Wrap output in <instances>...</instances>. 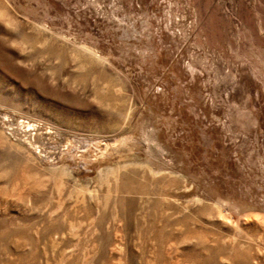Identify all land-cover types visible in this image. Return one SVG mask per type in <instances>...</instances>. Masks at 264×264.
Instances as JSON below:
<instances>
[{
	"label": "rangeland",
	"instance_id": "obj_1",
	"mask_svg": "<svg viewBox=\"0 0 264 264\" xmlns=\"http://www.w3.org/2000/svg\"><path fill=\"white\" fill-rule=\"evenodd\" d=\"M0 264H264V0H0Z\"/></svg>",
	"mask_w": 264,
	"mask_h": 264
},
{
	"label": "bare ground",
	"instance_id": "obj_2",
	"mask_svg": "<svg viewBox=\"0 0 264 264\" xmlns=\"http://www.w3.org/2000/svg\"><path fill=\"white\" fill-rule=\"evenodd\" d=\"M3 122V121H2ZM37 127V126H36ZM51 132V131H50ZM50 133H48V136H49ZM49 138V137H48ZM52 138V137H51ZM69 146V145H68ZM60 149V148H59ZM58 150V149H57ZM65 150V149H64ZM22 151V150H21ZM61 151V150H60ZM21 157V156H20ZM28 158V157H27ZM52 159V158H51ZM57 160V159H56Z\"/></svg>",
	"mask_w": 264,
	"mask_h": 264
}]
</instances>
